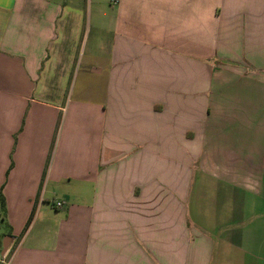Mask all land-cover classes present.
I'll return each mask as SVG.
<instances>
[{
	"label": "crops",
	"instance_id": "0c3cea01",
	"mask_svg": "<svg viewBox=\"0 0 264 264\" xmlns=\"http://www.w3.org/2000/svg\"><path fill=\"white\" fill-rule=\"evenodd\" d=\"M0 197L6 264H264V0H0Z\"/></svg>",
	"mask_w": 264,
	"mask_h": 264
},
{
	"label": "built area",
	"instance_id": "2783aa9c",
	"mask_svg": "<svg viewBox=\"0 0 264 264\" xmlns=\"http://www.w3.org/2000/svg\"><path fill=\"white\" fill-rule=\"evenodd\" d=\"M63 206V202H61V201H57V202H55V207L57 208V209H59V208H61ZM7 262H6V260H5V255L3 254V255H1V257H0V264H6Z\"/></svg>",
	"mask_w": 264,
	"mask_h": 264
},
{
	"label": "water",
	"instance_id": "95a60500",
	"mask_svg": "<svg viewBox=\"0 0 264 264\" xmlns=\"http://www.w3.org/2000/svg\"><path fill=\"white\" fill-rule=\"evenodd\" d=\"M8 240L9 238L8 237H5L2 241V250H1V255L4 254V252L6 251L7 249V245H8Z\"/></svg>",
	"mask_w": 264,
	"mask_h": 264
},
{
	"label": "trees",
	"instance_id": "16d2710c",
	"mask_svg": "<svg viewBox=\"0 0 264 264\" xmlns=\"http://www.w3.org/2000/svg\"><path fill=\"white\" fill-rule=\"evenodd\" d=\"M3 208V198L0 197V212H1V209Z\"/></svg>",
	"mask_w": 264,
	"mask_h": 264
},
{
	"label": "rangeland",
	"instance_id": "374dc122",
	"mask_svg": "<svg viewBox=\"0 0 264 264\" xmlns=\"http://www.w3.org/2000/svg\"><path fill=\"white\" fill-rule=\"evenodd\" d=\"M3 239H0V243L2 244Z\"/></svg>",
	"mask_w": 264,
	"mask_h": 264
}]
</instances>
